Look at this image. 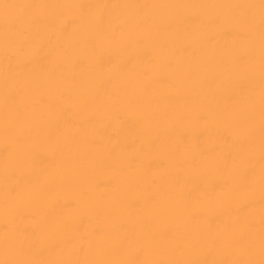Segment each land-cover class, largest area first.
I'll use <instances>...</instances> for the list:
<instances>
[{
  "label": "bare ground",
  "instance_id": "1",
  "mask_svg": "<svg viewBox=\"0 0 264 264\" xmlns=\"http://www.w3.org/2000/svg\"><path fill=\"white\" fill-rule=\"evenodd\" d=\"M0 264H264V0H0Z\"/></svg>",
  "mask_w": 264,
  "mask_h": 264
}]
</instances>
